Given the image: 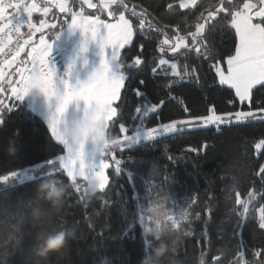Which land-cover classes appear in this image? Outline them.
<instances>
[{
  "label": "trees",
  "instance_id": "1",
  "mask_svg": "<svg viewBox=\"0 0 264 264\" xmlns=\"http://www.w3.org/2000/svg\"><path fill=\"white\" fill-rule=\"evenodd\" d=\"M93 1L98 6L100 0ZM125 3V14L133 22L135 35L132 44L121 52L120 60L127 65L139 58L143 63L140 68H121L126 85L121 101L115 105H119L117 116L109 124L108 135L122 139L125 133L120 131L121 123L129 128L126 134L136 135L143 133L144 125L158 127L160 123L187 119L177 101L195 115L206 114L212 104L221 112L249 110L247 105L225 102L229 92L216 84L208 61L195 65L199 79L184 72L185 63L191 71L194 58L179 60L176 71L185 75L183 80L173 75L169 65L159 66L161 57L176 61L169 52L159 51L161 42L166 37L174 39L175 35L195 31L199 14L210 10V5L218 0H200L192 10L178 7V0ZM169 3L172 9L168 8ZM232 3L239 6L242 0ZM225 7L230 5L226 2ZM132 9L143 14V32L138 29V17L131 15ZM96 12L97 9L87 11L91 15ZM61 15L68 17L70 13ZM210 23L216 27L208 32L206 42H211L218 55L234 50L235 34L227 26L225 14ZM153 67L157 69L155 74ZM137 88L143 96L135 95ZM161 100L164 104L157 112L149 113L147 118L136 117L137 106L147 112V101L159 104ZM13 103H17L16 110L0 114L5 121L0 126V177L15 172L11 179L0 180V264H141L159 244L152 236L149 209L164 194L172 197L169 220L171 228L182 235L178 256L183 264H195L200 253H206L209 264H213L222 247L229 249L231 255L220 264H264V229L258 225L259 208L264 207V173L260 172L264 167V143L259 149L264 141V121L184 129L156 139L154 145L143 139L130 151L117 150L113 155L121 159L123 171L116 175L114 161L109 158L108 187L89 197L90 190L82 188L77 193L66 175L50 176L49 161L63 154V146L54 141L46 122L24 101L3 102L8 107ZM256 107L254 97L252 108ZM191 148L197 152L189 151ZM129 155L133 159L126 163ZM168 156L175 159L170 161ZM151 163L160 165L159 174L154 177ZM31 174L33 178L28 179ZM20 178L21 182H13ZM49 180L66 186L60 210L40 198V185ZM159 185H163V190H158ZM237 199L251 200L248 207L252 218L242 220L238 216L242 208ZM37 208L42 212L40 219L33 217ZM181 211L189 213L188 219L175 227L173 214L178 217ZM60 231L66 233L64 247L46 258H36L33 249L39 239ZM257 251L260 256L254 255Z\"/></svg>",
  "mask_w": 264,
  "mask_h": 264
},
{
  "label": "snow or ice",
  "instance_id": "2",
  "mask_svg": "<svg viewBox=\"0 0 264 264\" xmlns=\"http://www.w3.org/2000/svg\"><path fill=\"white\" fill-rule=\"evenodd\" d=\"M46 0L43 9L35 2V0H0V81H4L6 76H18L17 80L8 79L7 84L10 86L11 97L15 102L20 103L27 96L31 89L38 88L49 100L56 99L57 105L55 112L49 120V132L51 137L58 145H62L63 154H58L56 159L49 161L51 166L50 176L60 178L66 175L74 185V189L79 193L82 188L84 191L95 190L97 188L104 189L108 185L109 177L105 174V170L110 167L109 158L114 161V170L119 175L123 169L121 167V159H116L113 155L117 150L130 151L139 140V134L128 135L129 128L123 123L119 125L121 133H125L123 138L118 139V145L111 149H105L101 152L86 151V146L91 142L93 145L101 144L107 137L109 123L113 117L117 116V107L113 105L117 101H121V93L125 88V78L123 73L119 75L113 74L109 76L113 65L117 70L126 68L129 65L140 68L142 60L137 58L130 64H124L119 57L120 49L131 44L134 27L132 21L125 17V10L128 5L125 0H101L103 7L109 9L108 16L115 17L114 22L101 20L99 16H85L83 9L80 12H72L66 6L65 0H55V6L62 13H70L67 22H62L60 28L65 23H70L73 29H80L85 35H91L92 39L100 34L101 29L106 30V35L102 40V49H111L110 59L106 58L102 62V66L89 79L87 83L72 85L68 80H64L65 91L60 94L58 91L55 76L56 70L49 61L51 55V40L45 35L46 29H55V24H49L46 20L40 19L37 23L32 21L33 13L41 12L47 15L49 7ZM230 7H225V3ZM89 8L95 7L92 0H82ZM112 5H116L112 9ZM197 0H178V7L192 10L196 7ZM168 8L172 9L173 5L168 4ZM207 12V16H205ZM199 14V22L195 25V31H190L186 35H175L173 38H165L160 45L161 53L170 52L176 58L175 62H170L161 57L159 66L169 65L173 70V75L181 80L187 76L195 75L197 79L198 69L195 66L200 61H208L211 70L214 71L216 84L223 87L229 92L226 99L228 105L239 103L247 105L248 111H219L215 104L207 107L206 114H192L187 106L181 101H177L183 107L187 119H175L169 123H160L158 127H143L144 138L154 145L156 139L161 138L165 134H174L182 129H193L199 127L215 126L219 128L221 125H231L233 123L241 124L250 121H264V0H242L239 6L233 5L232 0H218L217 4L210 5V10ZM225 14L227 18V26L230 27L235 34L234 50L224 55H218L211 42H206L208 32L215 29L216 25L210 23V20H216L220 14ZM131 15L138 17V29L144 31L145 20L143 14H138L135 9L131 10ZM206 25L208 26L207 31ZM27 31L21 32L22 28ZM152 28L151 23L148 24ZM158 32L162 29H156ZM36 33H40L38 40H34ZM56 31L52 33V36ZM15 36V42L13 37ZM167 46V47H165ZM87 47V45H85ZM142 47V46H141ZM26 48L28 49L26 51ZM24 54L27 59L18 60ZM194 58L195 64L191 66L184 64L185 75L177 72V64L181 59ZM153 74L157 69L153 67ZM143 85L144 81L141 80ZM6 89L0 84V93ZM137 97L143 96L144 93L140 88L134 90ZM256 108H252L254 102ZM175 99V98H173ZM74 101H84L86 110L84 119L94 120L102 125L98 132H95L92 138L74 146L67 136V128H63V118L68 110L69 105ZM164 101L159 104L147 101V112H144L142 106H137L134 110L136 117L143 115L145 118L149 113H155L162 107ZM17 103H13L8 107L0 101V114L4 111L16 110ZM5 123L3 116L0 115V126ZM18 135V132L16 133ZM261 143H264L262 141ZM155 148V147H153ZM189 151L196 153L197 149L191 148ZM99 155V162H95ZM91 158V160L89 159ZM170 161L174 160L173 156L167 157ZM133 157L129 155L127 161H131ZM63 172H60V169ZM260 172L264 173V167ZM15 172L0 177V180L11 179ZM153 183V182H152ZM86 185V187H85ZM158 190H163V185L158 186ZM231 195L229 194V197ZM237 204L242 208L238 216L243 220L252 218L249 215L248 204L251 200L241 201L237 199ZM188 212H185L181 219L173 214V222L175 227H179L181 221L187 220ZM258 225L260 229H264V207L259 208ZM147 231V229H145ZM242 255V254H241ZM260 256L261 252L254 253ZM223 258L215 256L213 264H220Z\"/></svg>",
  "mask_w": 264,
  "mask_h": 264
},
{
  "label": "rangeland",
  "instance_id": "3",
  "mask_svg": "<svg viewBox=\"0 0 264 264\" xmlns=\"http://www.w3.org/2000/svg\"><path fill=\"white\" fill-rule=\"evenodd\" d=\"M200 0H197V3ZM35 2L40 6L41 9L45 6L46 0H35ZM66 6L71 9L73 4L72 12H80L83 9V14L85 16H99L101 20H106L107 22H114L115 17H109L108 11L109 9H105L101 0L98 3V6L92 0L93 5L95 7L89 8L87 4L82 3V0H65ZM49 7V12L45 16L44 20H46L49 24H55V29H46L45 35L51 40L52 47H51V55L49 57V61L52 66L56 70L55 82L60 94H63L65 91V85L63 83L64 80H68V82L72 85H78L87 83L89 79L95 74V72L101 68L103 60L106 56L110 59L111 57V49H102L101 44L104 36L106 35V30L101 29L100 34L95 38L92 39L91 35H85L80 29H73L70 26V23H65L61 28L62 22H67L68 17L61 15L62 12L59 11V8L55 6V0H49L47 3ZM112 5V9H114ZM97 9L98 12L95 14H89L87 11ZM37 13V12H35ZM67 14V13H66ZM125 14V13H124ZM125 17L129 19L126 14ZM131 20V19H130ZM133 24V22H132ZM134 27V25H133ZM206 30V29H205ZM56 31V34L52 36V33ZM40 33H36L34 40H38L40 37ZM135 35V30H134ZM134 35L131 41V44L134 39ZM126 45L124 48L130 46ZM87 45V47H85ZM119 51V57L121 56V52L123 49ZM55 53H59L62 59L61 64L55 65L51 61V56ZM169 54H171L169 52ZM172 55V54H171ZM27 59V57L23 58ZM21 60V59H19ZM122 73L121 69L117 70L115 65L112 67V71L109 73V76L113 74L119 75ZM124 75V74H123ZM125 78V75H124ZM12 79L17 80L18 76H6L5 80ZM126 79V78H125ZM10 90V86H9ZM11 96V90H10ZM24 101L29 109L40 116L48 125L49 127V120L51 115L55 112V108L57 105V101L55 98L49 100L38 88H33L30 90L29 94L24 97L22 100ZM117 101L113 106L118 103ZM86 104L84 101H74L71 105H69L67 112L63 118L64 123L62 124L63 128H69L72 126H76V124L84 118V113L86 110ZM114 118V117H113ZM112 118V120H113ZM94 123L96 121L92 120ZM111 122V121H110ZM110 124V123H109ZM187 129V128H186ZM184 130V129H182ZM96 131L93 130L92 136ZM108 135V133H107ZM168 135V134H165ZM144 138V132L139 133V140L138 142L142 141ZM89 140H86L87 142ZM136 142V143H138ZM135 143V144H136ZM94 145L89 142L86 146V151L91 152ZM262 147V143L259 144V149ZM91 160V158H89ZM100 157L97 155L95 162H99ZM111 167V163H110ZM109 167V168H110ZM108 168V169H109ZM62 169V168H61ZM108 169L105 170V174L108 176ZM33 178V174H31L28 179ZM22 179L14 180L13 182L18 183L21 182ZM109 185V182H108ZM108 185L105 186L104 189H95L90 190L91 192H98L105 190Z\"/></svg>",
  "mask_w": 264,
  "mask_h": 264
},
{
  "label": "clouds",
  "instance_id": "4",
  "mask_svg": "<svg viewBox=\"0 0 264 264\" xmlns=\"http://www.w3.org/2000/svg\"><path fill=\"white\" fill-rule=\"evenodd\" d=\"M102 125L94 123L90 119L82 118L76 126L67 128V136L74 146H79L85 143L86 140L92 138L93 130L98 132ZM118 145V139L107 135L104 142L94 145L91 152H101L105 149H111ZM89 152V154H91ZM160 165L156 163L150 164V173L154 177L159 174ZM66 186H59L56 181L49 180L40 185V198L45 201H50L53 206L60 210L64 204ZM89 197L95 195L94 192H89ZM172 197L170 194H164L160 200L149 209V223L153 228V239L158 240L159 244L151 250V253L146 255L141 264H183L179 258L178 252L181 247L182 235L179 231L171 228L169 216L171 213ZM184 211L178 215L183 218ZM42 212L39 208L33 211V217L40 219ZM66 233L63 231L55 234H47L41 237L37 245L33 249V255L38 259L46 258L50 253L59 251L66 244ZM230 250L227 248H219L217 256L220 258L229 257ZM195 264H209L206 253H200L195 261ZM233 264V262H230Z\"/></svg>",
  "mask_w": 264,
  "mask_h": 264
},
{
  "label": "built area",
  "instance_id": "5",
  "mask_svg": "<svg viewBox=\"0 0 264 264\" xmlns=\"http://www.w3.org/2000/svg\"><path fill=\"white\" fill-rule=\"evenodd\" d=\"M32 21H33L34 23H37V24H38L39 19H37L36 17L32 16ZM25 31H27V28H26V27L21 29V32H25ZM35 36H36V35H35ZM33 39H34V38H33ZM13 42H15V36L13 37ZM26 50H27V48H26ZM50 59H51V61H52L55 65H58V64H60V63L62 62V59H61L59 53H55V54H53V55L51 56ZM0 84H2L6 90L8 89V86H9V85L7 84V80L0 81ZM6 90H5V91H6ZM5 91H4V92H5ZM4 92H2V93H4ZM2 93H0V97H1V94H2ZM0 101H1V100H0Z\"/></svg>",
  "mask_w": 264,
  "mask_h": 264
},
{
  "label": "crops",
  "instance_id": "6",
  "mask_svg": "<svg viewBox=\"0 0 264 264\" xmlns=\"http://www.w3.org/2000/svg\"><path fill=\"white\" fill-rule=\"evenodd\" d=\"M198 3H199V2H198ZM198 3H197V4H198ZM183 9H184V8H183ZM33 16L37 17L39 20L45 18V15L42 14V11H41V12H37V13H33ZM27 50H28V49H27ZM27 50H26V51H27ZM23 58H25V56H24L23 53H21V56L18 58V60H19V59H23ZM9 92H10V90H9V88H8L4 93L1 94V101H2V102H4V99H8V100L10 99L11 96H10V93H9ZM7 103H8V102H7Z\"/></svg>",
  "mask_w": 264,
  "mask_h": 264
}]
</instances>
